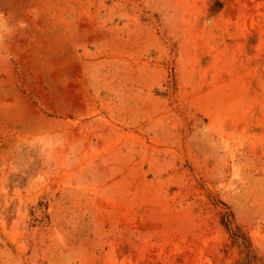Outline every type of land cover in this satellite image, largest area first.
I'll list each match as a JSON object with an SVG mask.
<instances>
[{"label": "rangeland", "instance_id": "1", "mask_svg": "<svg viewBox=\"0 0 264 264\" xmlns=\"http://www.w3.org/2000/svg\"><path fill=\"white\" fill-rule=\"evenodd\" d=\"M0 264H264V0H0Z\"/></svg>", "mask_w": 264, "mask_h": 264}]
</instances>
